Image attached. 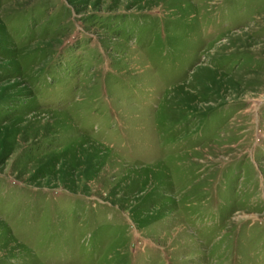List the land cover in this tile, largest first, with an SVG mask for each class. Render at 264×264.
Segmentation results:
<instances>
[{
  "label": "rangeland",
  "instance_id": "374dc122",
  "mask_svg": "<svg viewBox=\"0 0 264 264\" xmlns=\"http://www.w3.org/2000/svg\"><path fill=\"white\" fill-rule=\"evenodd\" d=\"M0 264H264V0H0Z\"/></svg>",
  "mask_w": 264,
  "mask_h": 264
}]
</instances>
